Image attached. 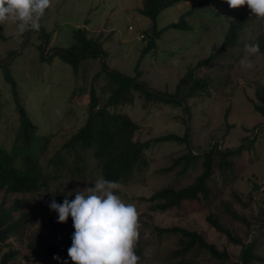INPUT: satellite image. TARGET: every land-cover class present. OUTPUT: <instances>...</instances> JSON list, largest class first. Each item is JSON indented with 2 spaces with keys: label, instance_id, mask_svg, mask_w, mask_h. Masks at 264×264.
I'll return each instance as SVG.
<instances>
[{
  "label": "rangeland",
  "instance_id": "rangeland-1",
  "mask_svg": "<svg viewBox=\"0 0 264 264\" xmlns=\"http://www.w3.org/2000/svg\"><path fill=\"white\" fill-rule=\"evenodd\" d=\"M205 1L208 2L200 5ZM196 6L200 7L194 9ZM142 8L143 0H52V7L46 11L39 31L16 37L14 25H8L7 31L0 25V63L10 66L21 102L36 125V136L49 137L39 158L40 165L44 171L51 172V161L57 153H64L66 160L60 167L59 179L51 181L49 188L24 197L10 196L7 200L6 207H9L16 199H25L14 214V218L25 214V222L0 244V258L6 252L15 253L11 264H52L38 255L37 248L49 244L62 249L65 242L72 244V235L62 236L58 214L50 210L49 203L53 198L62 203L69 192H73L69 198L74 199L75 189L92 187L101 177L91 154L84 166L72 150L63 149L86 121L91 88L95 87L96 92L101 93L107 84L106 76L101 73V59L81 61L78 75L58 56L49 61L55 53L52 48H67L73 43L72 34L76 28H87L92 38L103 42L107 53L105 62L110 69L132 77L139 66L138 80L161 93L177 95L181 99L197 79L205 81L208 93L199 92L186 101L192 114L189 132L199 149L208 148L212 136L220 140L225 136L220 147L227 149L258 135L251 148L235 159L234 178L227 180L215 174L212 195L216 196L213 200L209 199L201 206L168 212L154 210V203L148 200L172 182L180 183V187L190 184L201 174L202 167L192 168L185 175L165 173L163 170L185 151V145L176 142L152 144L146 153L152 160L151 166L137 174L128 186L121 185L118 192L125 202H134L139 212V241L145 246V255L139 264L178 262L173 260V252L179 248L178 236L159 234L157 228L177 226L197 231L210 243L226 248V240L210 228L206 217L214 214L228 222L222 205L227 201L234 202L233 190L241 193L244 202L242 205L232 203L246 217H250L251 207L245 205L255 184L262 189L254 194V198L264 202V117L255 110V104L259 103L257 93L264 89V56L260 52L248 56L252 68L240 64L246 56V44L264 42V22L253 16L246 5L232 9L226 0H184L164 10L157 24L159 28L169 27L184 18L189 28H169L157 39L156 50L144 54L146 35H152L153 22L140 14ZM233 24H241L238 44L208 67L187 76L190 66L221 48ZM46 33L50 34L51 40L43 51L45 60H42L37 47L42 43L39 35ZM18 51L21 54L12 53ZM15 107L11 84L6 80L4 69L0 68V137L8 134V129L13 134L19 125ZM114 111L127 114L137 124L135 140L141 142H153L171 133L183 135L187 130L183 122L185 110L171 103H152L144 108L137 96L133 105H122ZM2 201L1 194L0 204ZM64 224L67 228L68 223ZM257 224L258 221L255 226ZM187 259L199 264L216 263L204 251H194Z\"/></svg>",
  "mask_w": 264,
  "mask_h": 264
},
{
  "label": "trees",
  "instance_id": "trees-1",
  "mask_svg": "<svg viewBox=\"0 0 264 264\" xmlns=\"http://www.w3.org/2000/svg\"><path fill=\"white\" fill-rule=\"evenodd\" d=\"M183 1L143 0V8L139 9V12L153 22L152 35H146L148 39H146L144 54L156 50L157 39H160L169 28L176 30L189 28L184 18L169 27L159 28L157 24L158 17L164 10ZM207 2H202L200 5H205ZM199 7L196 6L194 9ZM240 32L241 24H233L226 34L221 48L208 58L200 60L193 67L190 66L187 76L194 74L198 69L202 70L208 67L214 60L222 57L225 51L232 50L239 42ZM39 36L42 43L37 49L42 54L41 59L45 60L43 51L48 47L51 36L47 33ZM72 37L73 43L69 47L52 48L55 53L52 54L49 61L58 56L69 64L74 69V73L78 75L81 61L87 59L103 60L101 73L106 76L107 84L104 89L109 91V95L105 93V90L97 93L95 87L91 88L86 121L65 143L63 149L72 150L77 158L82 159L84 166H86L87 157L91 154L98 164L102 177L117 180L122 186H128L135 181L137 174L147 171L151 166L152 160L147 157L146 153L153 143L176 142L183 144L185 151L174 159L172 165L164 169L163 172L185 175L192 168L200 166L202 167L201 174L185 187H180L178 182L168 184L156 191L148 201L154 203L152 207L154 210L168 212L201 206L209 199L213 200L216 196L212 195L215 174L222 175L227 180L234 178L232 174L234 173L235 159L237 157L239 159L244 151L251 148L250 146L255 143L258 135L255 134L254 138H245L240 145L227 149L220 147L224 135L221 140L212 136L209 140V147L199 149L194 145L192 135L189 132L192 114L186 101L197 96L199 92L208 93L205 81L200 78L197 79L181 100L177 95L170 96L161 93L139 81L140 73L137 68L139 66L136 67V75L132 77L110 69L105 62L107 53L103 48V42L92 38L87 28L74 29ZM258 43L259 52L264 56V42L261 40ZM12 53L19 54L20 51ZM6 65L0 63V68L4 69L6 80L11 84L13 100L16 103L15 109L19 116V125L15 127L13 134L9 133L8 129V134L0 137V195H3V201L0 204V244L5 243L8 237L19 229L26 219L25 214L14 218V214L19 211L21 203L25 199H16L11 206L6 207L9 197L19 195L24 197L49 188L51 181L59 179L60 167L66 162L64 153H57L56 158L51 161L53 164L51 172L43 170L45 168L40 165L39 158L46 148L49 137L38 138L36 136V125L26 112V108L18 95V86L12 77L10 66ZM137 96L142 101L144 108L159 102L182 107L185 110L183 122L187 126L186 132L183 135L176 133L163 135L154 139L153 142L135 140L137 124L127 114L114 110L122 105H133ZM257 97L259 103L255 104V110L264 117V89L258 91ZM47 132L49 133V131ZM257 133H259L258 128ZM261 189V186L255 184L248 195L245 206L251 207L250 217L240 214L233 205L234 202L241 205L244 202L237 189L231 192L234 202L227 201L222 205L228 222H224L221 217L214 214L206 217L210 228L226 240V248H219L216 244L210 243L206 236L197 231L177 226L157 228L159 234L168 233L178 236L179 248L173 252V260L178 262L174 264H199L192 259H187L194 251L206 252L216 262L215 264H231L232 262L233 264H264V202L254 198V194ZM222 192L223 189L220 190V193ZM256 221L258 224L255 226ZM67 223V228L64 223H59L61 234L66 238L75 231L71 216H69ZM70 246L71 243L67 241L62 249H55L49 244H43V248H37V250L38 255H41L43 260L51 261L52 264H61L63 260H67L68 264H73L68 257L67 250ZM144 247V244L139 241L136 247V254L140 257L139 263L145 255ZM54 256H59L61 260L53 259ZM14 257V252L4 253L0 258V264H11Z\"/></svg>",
  "mask_w": 264,
  "mask_h": 264
},
{
  "label": "clouds",
  "instance_id": "clouds-1",
  "mask_svg": "<svg viewBox=\"0 0 264 264\" xmlns=\"http://www.w3.org/2000/svg\"><path fill=\"white\" fill-rule=\"evenodd\" d=\"M232 9L247 6L258 20L264 22V0H226ZM52 0H0V25L7 31L15 26L14 35L21 37L39 31ZM246 56L240 61L245 68L253 64L248 56L260 51L259 43H249L244 49ZM121 183L104 177L96 179L92 187L75 189V198L69 192L62 203L53 198L48 207L58 214L57 222L66 223L71 216L72 244L68 257L73 264H139L136 254L139 242V212L134 202H125L118 192ZM53 259L61 260L59 256ZM61 264H68L67 260Z\"/></svg>",
  "mask_w": 264,
  "mask_h": 264
}]
</instances>
